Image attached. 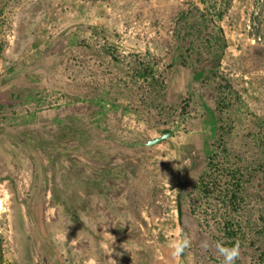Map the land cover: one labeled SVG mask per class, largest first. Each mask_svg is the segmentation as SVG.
<instances>
[{
	"label": "rangeland",
	"instance_id": "obj_1",
	"mask_svg": "<svg viewBox=\"0 0 264 264\" xmlns=\"http://www.w3.org/2000/svg\"><path fill=\"white\" fill-rule=\"evenodd\" d=\"M0 240V264H264V0H0Z\"/></svg>",
	"mask_w": 264,
	"mask_h": 264
},
{
	"label": "trees",
	"instance_id": "obj_2",
	"mask_svg": "<svg viewBox=\"0 0 264 264\" xmlns=\"http://www.w3.org/2000/svg\"><path fill=\"white\" fill-rule=\"evenodd\" d=\"M214 10L215 9H213L212 11L209 9H205V11H203V9H200L197 6L191 7L188 11L184 12L178 19L177 21L178 30L179 29L182 30L188 27L190 31H193L195 21L197 22L201 20L209 23L210 20L206 16L207 15L211 16ZM212 40H213V47L211 48L209 57L203 60L200 69H198L197 71L199 76L202 75L205 76L206 78L207 77L210 78L216 75L217 72L216 70L218 69L224 55V50H225V45L223 43L224 38L220 28H217L215 32L212 34ZM184 41L185 39L179 37L180 44L178 43L179 44L178 49L180 48V50H182L184 48L183 51L186 52H190L191 50L193 52L196 51V49H194L195 47L192 42H189L188 47L187 46L185 47ZM196 53L198 52L196 51ZM181 55L182 54H180V57ZM83 107L85 111H80L78 110L77 107L75 112H84L89 116H103V106L101 105L100 101L88 102V104H84ZM111 109L118 113L127 114V110L119 105H111ZM103 118L104 117H101V119L99 120L101 121ZM0 260H1V240H0Z\"/></svg>",
	"mask_w": 264,
	"mask_h": 264
},
{
	"label": "clouds",
	"instance_id": "obj_3",
	"mask_svg": "<svg viewBox=\"0 0 264 264\" xmlns=\"http://www.w3.org/2000/svg\"><path fill=\"white\" fill-rule=\"evenodd\" d=\"M83 219H86V218H81L82 223H83ZM65 237H66V228L64 231V235H63L64 241H65ZM187 246H188L187 240H184V241H181L179 243L174 244L173 245V255L174 256L180 255L181 252L183 251V249L186 248ZM203 247L207 248L208 247L207 243H205L203 245ZM216 251H217L219 256L223 257L222 264H235L237 258L240 255V249H239L238 244L234 245L233 247H225L222 244L217 243ZM112 264H116V261L113 259H112Z\"/></svg>",
	"mask_w": 264,
	"mask_h": 264
},
{
	"label": "water",
	"instance_id": "obj_4",
	"mask_svg": "<svg viewBox=\"0 0 264 264\" xmlns=\"http://www.w3.org/2000/svg\"><path fill=\"white\" fill-rule=\"evenodd\" d=\"M174 132H175V130L168 131V132L164 133L159 138L148 140L145 144H142V146L152 147V146L158 145V144L168 140L169 138H171L173 136ZM177 213H178V222L180 225V223H181V205H180L179 195H177Z\"/></svg>",
	"mask_w": 264,
	"mask_h": 264
}]
</instances>
